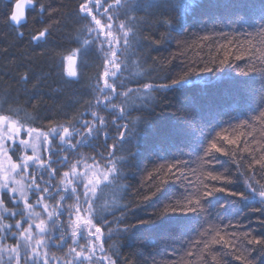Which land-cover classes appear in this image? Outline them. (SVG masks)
I'll list each match as a JSON object with an SVG mask.
<instances>
[{"label":"trees","instance_id":"16d2710c","mask_svg":"<svg viewBox=\"0 0 264 264\" xmlns=\"http://www.w3.org/2000/svg\"><path fill=\"white\" fill-rule=\"evenodd\" d=\"M16 2L0 0V115L9 116L17 123L24 121V128H35L38 134L47 133L60 125L75 123L90 112L98 93L102 55L93 40L87 57L78 53V37H88L79 13L84 0H27L24 23L18 28L7 15L14 11ZM150 2L159 6L148 7L146 0H137L138 6L129 17H125L123 9L118 13L121 22L135 18L138 27L134 29L136 38L128 51L119 55V62H124L120 69L125 64L127 69L120 78L124 87L117 84L116 91L121 96L115 101L116 113L112 115L106 109L100 112L113 121L122 107L130 110L134 105L143 110L132 111L126 120H117L118 128H113L111 122L106 134L107 148L98 140V146L86 147L84 151L100 165L103 154L112 168L120 167V158L138 151L136 141L121 147V125L143 118L157 129H166L185 111L196 108L197 122L204 134L211 132L218 146L228 154L214 153L218 163L202 164L195 153L188 155L180 141L177 149L153 154L150 145L155 138L152 128L145 125L143 147L132 166L121 170L124 178L119 185L102 193L100 190L107 182L96 187L94 195L102 197L99 206L107 208L104 215L108 220L103 227L110 224L113 232L111 240L107 239V232L104 234V253L116 264H264L261 251L264 244L255 243V240L264 241V206L257 200L245 202L216 193L204 198L202 203L206 202L209 210L220 217H208L209 223L203 229L170 237L157 227L162 219L165 223L198 221L197 214L189 211L192 205L188 200L194 201L193 193H202L205 184L236 191L247 190L248 182L254 189H264V116L261 115L264 106H261L259 71L264 68V32L257 19L264 0H243L245 6L233 11L239 12L246 22L237 24L228 21L229 10L223 6L224 0L217 7L209 6V0H181L187 8L183 19L191 27L176 31H170L168 25L174 23L180 9L166 7L163 0ZM41 5L45 9L42 13ZM45 28L50 35L39 42L33 41L32 36ZM71 52H76V76L67 78L63 58ZM225 56L229 63L221 64ZM236 56L241 59L237 60ZM185 74L192 83L182 88L156 87L150 99L143 98L144 84L171 85ZM23 76L28 77L26 84L21 80ZM128 89L139 95L124 105L121 101ZM221 136L235 140L236 144L221 140ZM19 151L15 155L9 153L13 162L19 161ZM112 151L116 152L115 158L110 157ZM170 167L172 172L168 170ZM209 170L220 179L211 180ZM29 199L34 203L36 197ZM5 207L11 205L6 202ZM36 210L47 222L43 208ZM141 219L148 223L139 224ZM14 245L11 238L5 242V246ZM47 251L49 256L56 257L52 258L55 263L69 259L68 247H51Z\"/></svg>","mask_w":264,"mask_h":264},{"label":"snow or ice","instance_id":"6c2138e0","mask_svg":"<svg viewBox=\"0 0 264 264\" xmlns=\"http://www.w3.org/2000/svg\"><path fill=\"white\" fill-rule=\"evenodd\" d=\"M106 4L107 0H104V3H100V0H95V2L93 0H85L84 3L80 4L79 13L82 14L83 31L88 33V37H78L80 41L78 53L87 57L90 41L93 39V33H95L96 42H99L101 45L105 43L109 45L106 50L101 48L106 63L103 71V88H100L98 85L96 91L107 101L103 104V107L108 109L109 105H112L111 113L115 114V101L119 100L121 96V93L116 91L117 84L119 82L120 86L124 87L120 78L123 71L127 69V65L125 64V68L121 70L120 64L124 62L117 63L115 60L109 59L108 53H111L112 57H116L128 51V46H130L131 41L136 38L134 29H137L138 22L135 18H129L114 28L112 21L121 20L118 13L122 9L125 10V17H129L130 13L135 11L138 5L137 0H115V5H108L105 8ZM163 4L172 10L180 9L174 23L168 25L170 31H176L178 28L188 30L191 27L183 19V13L187 11V8L181 3V0H163ZM146 5L148 7L159 6L151 3L150 0H146ZM209 6H220V0H209ZM223 6L229 10L227 19L230 23L237 24L242 21L246 22L239 12L233 11L234 9L245 6L243 0H224ZM40 11L41 13L45 11L42 5L40 6ZM102 12L103 16L107 17L105 25H101V19L97 18L101 16ZM7 15L13 26L18 28L23 25L21 4L17 3L15 5V11H11ZM89 18L91 19L89 20ZM257 19L261 31L264 32V2L261 4V11ZM93 24L98 26V28H94ZM105 27L107 28L106 36H112L113 31L122 33L120 39L125 45L122 51L113 50L111 40L99 39L101 31ZM47 35H50V32L45 28L37 35H33L32 40L39 42ZM20 36H23V33H20ZM119 42V40L116 41V43ZM236 59L239 60L241 57L236 56ZM220 63L228 64L227 56ZM108 64H114L117 71L110 73L107 67ZM208 71H212V69L209 68ZM259 71L261 80V106H264V68H261ZM71 75L76 76V73L73 72ZM220 78L223 77H218V79ZM21 80L26 84L28 77L23 76ZM192 82L191 78L185 74L184 78L173 80L171 85L154 86L152 84H144L142 96L146 101L151 98V94L156 90V87L182 88ZM123 95L125 99L121 103L127 105L131 97L138 96L139 94L132 89H128ZM97 103L100 104L101 102L98 100ZM136 110L142 111L143 109H136L134 105L131 106L130 110L128 107H122L120 114L117 116V120H126L127 117L132 115V111ZM196 113V108L185 111L183 116H178L175 123L166 129H157L143 118L121 125L119 128L121 147L124 144H131L133 141H136L138 151L131 153L126 158H120L118 161L120 167L108 169L105 166L106 172L100 179L107 183L100 190L101 193L106 188L117 187L119 182L124 178L121 170L132 166V162L139 155V149L144 144L145 125L152 128V135L155 138L154 142L150 145L153 154L158 155L165 150L177 149V142L180 141L183 144V149L188 150V155L191 156L195 153L197 157L201 158L202 164L214 165L218 163L214 153H220L221 155H227L228 153L225 152L223 147L218 146L211 132L207 135L204 134L200 124L197 122ZM87 115L81 116L80 120L75 123L60 125L57 128L49 130L47 133H39L35 136L33 134L37 132V129L32 127L24 128V121L18 122L19 126H17V122L8 124L7 122L10 117L0 115V125H4V134L0 135V155L6 159L8 164V167L3 173H0V210L3 213L0 214V264H50L52 258L49 257L47 250L51 247L60 249L65 247L69 248L68 256L71 259L66 260L65 264H84L85 260L92 259V253L95 252V247L90 250L89 256L83 255L87 249L77 251L79 241L84 238L85 232H87L88 236L94 237L95 241L100 242L101 252L104 251L105 232H107L108 240L113 239L111 225L109 224L107 228L103 227L104 223L108 220V217L104 215L107 208L99 206V201L102 197L94 195L97 187L96 183L93 179L85 181L87 172L77 170L79 158L75 164L71 160L72 156H78L81 148L98 146L96 142L99 140L100 134L104 132L107 122L95 112L91 113V121L87 119ZM261 115L264 116V112ZM27 119L25 117V120ZM233 119H238V117H233ZM22 129L31 138V143L29 139L21 137ZM212 131H215V127L212 128ZM197 133H199V136H197ZM50 137L51 140L49 139ZM220 139L228 141L230 144H236L235 140H229L227 136H221ZM56 140L59 141V144L52 143ZM8 141L12 143L9 144ZM106 141L107 137L105 136V148L108 147ZM40 143L46 146L45 151L49 152L50 157L54 159L41 157L38 151ZM48 145H51V147H48ZM28 147L32 149V155L21 156L18 162H13L12 155H9V153L11 152L15 155L19 149ZM115 147V145L112 146L113 149ZM61 153H65V155H61ZM110 157L115 158L116 152L112 151ZM103 159L104 156L101 154V160ZM61 168H67L68 170L63 171V178L60 180V185L58 186L54 181ZM168 170L172 172L171 167ZM208 176L211 180L220 179L211 170L208 171ZM224 179L226 180L227 178L225 177ZM204 189L202 193L200 191L193 193L195 196L194 201L191 198L188 200V203L192 205L189 211L197 214L196 216L199 217L198 221H171L165 223L163 222L164 219H162L157 227L163 229L170 237L183 235L192 229H203L209 223L208 217H212L213 215L217 219L220 217L219 214H214L209 210L206 202L202 203L204 198L213 197L216 193H225L228 196L238 197L239 200L245 202H251L259 196L260 203L264 204V189H254L251 185H248L247 190L232 191L223 186H210L205 184ZM30 196L36 197L34 203L30 202ZM57 197L59 198L58 201ZM46 201L57 202L50 210L49 204ZM67 201H73L74 203L65 206ZM6 202L11 205V208L5 207ZM21 204H23L22 208ZM37 207L43 208L44 213L47 214V222L41 217V213L36 210ZM220 207L223 208L224 205L221 204ZM85 213L87 214L86 217L84 215ZM73 215H75V219H73ZM184 215L186 216L187 214ZM65 216H67L66 225L60 222ZM7 219H11L14 222L4 223ZM93 221L97 223H93ZM117 222L119 223L120 221ZM147 223L143 219L139 221L141 225ZM33 228L35 231H33ZM10 238L15 240V245L5 246V242ZM249 243H252V240H249ZM255 243L264 244V241L255 240ZM41 249L44 250L43 258H41ZM261 251L264 252V247L261 248ZM5 256L7 259H4ZM102 259H108L109 264H116V261L110 257H104Z\"/></svg>","mask_w":264,"mask_h":264},{"label":"rangeland","instance_id":"374dc122","mask_svg":"<svg viewBox=\"0 0 264 264\" xmlns=\"http://www.w3.org/2000/svg\"><path fill=\"white\" fill-rule=\"evenodd\" d=\"M84 2H85V0H84ZM93 2H95V0H93ZM100 3H104V0H100ZM108 5H115V0H107V4L105 5V8H107ZM97 18L101 19V25H105L107 17L103 16V12H102L101 16H98ZM90 19L91 18H89V20ZM112 23H113V27L115 28L119 23H121V21L120 20H114V21H112ZM93 27L94 28H98V26H96L94 24H93ZM106 32H107V28L105 27L103 29V31H101L99 39L100 40H111L112 41V45L111 46H112L113 50L121 51L123 49V47L125 46L123 41L120 39L122 33H118V32L113 31L112 36L109 37V36H106ZM92 40L96 44V47H97L98 51H100V54L102 55L103 69H102V72L100 74L99 79L97 80V86L99 85L100 88H103V71H104V66H105L106 61H105L104 54L101 51V48L106 50L109 47V45L107 43H105L104 45H101V44H99V42H96L95 41V33H93V39ZM117 40H119L120 42L116 43ZM108 58L109 59H113L117 63H119V55H117L116 57H112L111 53H108ZM63 65H64L65 76L67 78L68 77L69 78L75 77V76H72L71 73H73V72L76 73V67H77L76 52H71V53L67 54L63 58ZM107 67H108V70H109L110 73L117 71V68H116V66L114 64H108ZM98 100L101 102L100 104L97 103ZM106 102L107 101H105L103 96L98 92L96 100H95V102L93 104V107H92V109L90 110V112L87 115V117L89 118L88 120L91 121L92 120L91 113L95 112L97 115L101 116L107 122L106 125H105L106 129H104V132H102L100 134V137H99V140L103 144H105V136L106 137L108 136V135H106L107 134V128L111 125V122H112L113 128H118V125H117L118 122H117L116 119L111 121L110 117L108 118L105 114H101V112H100L103 109H105L103 107V104L106 103ZM111 108H112V105H109V108L106 109V110H108L111 113ZM90 118H91V120H90ZM13 122H15V121L9 119V121L7 123L11 124ZM17 126H19L18 123H17ZM3 129H4V125H0V135L4 134ZM37 134L38 133H34L33 135L35 136ZM21 137L24 138V139H29V141L31 143V138H29L24 133L23 129L21 131ZM41 140H42V137H41ZM107 141H108V139H107ZM8 143L11 144L12 142L8 141ZM53 144H59V141L56 140ZM45 147L46 146L44 144L40 143L38 151H39L41 157L45 158V159H47V158L54 159L53 157H50V153L49 152L45 151ZM48 147H51V145H49ZM84 148H86V147H84ZM84 148L80 149V152H79L78 156H72L71 157L72 163L73 164L77 163V159L79 158V166H78L77 170L80 171V172H87V176L85 177V181H87L88 179H93V181L98 186L102 182H104L103 180L100 179V177L102 175H104L105 172H106V167L105 166H107L108 169H112V167L109 164L108 158L105 157L103 159V164L100 165L98 162L95 161L94 156H92L91 154L86 153L84 151ZM19 150H20L19 153H18L19 157L24 156V155H32V149L30 147L25 148V149H19ZM61 155H65V153H61ZM88 158H91V159H88ZM7 167H8V164H7L6 159L2 155H0V173H3V171ZM67 170H68L67 168H61L60 169V171H59V173H58V175L56 177V180L54 181V183L56 185H58V186L60 185V180L63 178V171H67ZM30 171H31V169H30ZM248 185H249V183L246 182V189H248ZM41 186H43V185H41ZM58 199L59 198L57 197V201H58ZM254 200H257V201L260 202L259 196H257ZM57 201H46L49 204L50 210L55 206V203ZM73 203H74L73 201H67L65 206L72 205ZM263 206H264V204H263ZM84 215H85V217L87 216L86 213ZM73 219H75V215H73ZM60 222L65 224L67 222V216L62 218V220ZM48 223H50V222H48ZM93 231H94V229H93ZM69 234H70V229H69ZM93 247H95V252L92 253V259L85 260L84 264H109L108 259H102V258L108 257V256L106 255V253H104V251L103 252L100 251V242L99 241H95L94 237L88 236L87 232H85L84 233V238L79 241V247H77V251L79 252V251H81V249H87L86 251H84L83 255L84 256H89V252H90V250ZM43 251L44 250L41 249V258H43ZM73 255H75V254H73ZM49 257H51L53 259L56 258L55 256L54 257L53 256H49ZM53 259L50 260V264H63V261L69 260L70 257H69V259L67 258L66 260H62L61 259L60 261H58V263H55L56 260H53Z\"/></svg>","mask_w":264,"mask_h":264},{"label":"water","instance_id":"95a60500","mask_svg":"<svg viewBox=\"0 0 264 264\" xmlns=\"http://www.w3.org/2000/svg\"><path fill=\"white\" fill-rule=\"evenodd\" d=\"M17 3L21 4V12H22V15H23V18H24V11H25V8H26L27 0H18ZM14 11H15V6H14Z\"/></svg>","mask_w":264,"mask_h":264}]
</instances>
